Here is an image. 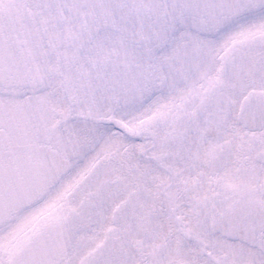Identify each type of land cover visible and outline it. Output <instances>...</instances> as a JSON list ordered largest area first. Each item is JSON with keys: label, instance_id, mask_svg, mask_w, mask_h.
<instances>
[{"label": "snow or ice", "instance_id": "obj_1", "mask_svg": "<svg viewBox=\"0 0 264 264\" xmlns=\"http://www.w3.org/2000/svg\"><path fill=\"white\" fill-rule=\"evenodd\" d=\"M0 264H264V0H0Z\"/></svg>", "mask_w": 264, "mask_h": 264}]
</instances>
